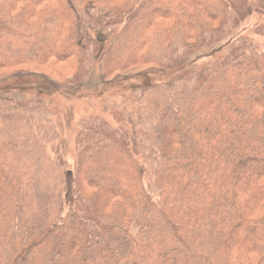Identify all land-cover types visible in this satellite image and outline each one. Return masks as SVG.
<instances>
[{"label":"trees","instance_id":"1","mask_svg":"<svg viewBox=\"0 0 264 264\" xmlns=\"http://www.w3.org/2000/svg\"><path fill=\"white\" fill-rule=\"evenodd\" d=\"M253 17L264 38V0H0V72L12 71L0 113L37 106L1 83L33 68L52 72L41 74L49 96L75 95L95 70L99 85L135 80V104L162 91L122 125L79 124L70 200L37 192L24 153L0 136V264H264Z\"/></svg>","mask_w":264,"mask_h":264},{"label":"rangeland","instance_id":"2","mask_svg":"<svg viewBox=\"0 0 264 264\" xmlns=\"http://www.w3.org/2000/svg\"><path fill=\"white\" fill-rule=\"evenodd\" d=\"M260 21L261 19L253 17L245 22L243 27L246 28L244 33L247 37L260 51H264V38L254 34V27ZM80 38L81 34L78 33V40ZM206 61L208 59H201L197 65ZM31 70L38 71L39 74H36L38 76L25 79H19L18 76L9 77L1 83H12L14 90H17L10 92L13 97L23 99L27 103L38 98L40 103L38 102L37 106L23 103V107L18 110H6L5 115L0 113V136L13 140L24 153L37 192H47L50 196L62 193L64 198L70 200L72 172L76 163L74 141L79 132V124L90 118H100L113 126L122 125V122H126L125 117L130 113L137 110L152 112V102L157 98V94H162V91L150 93L140 104H135L137 102L132 103V99H129L132 94L127 90L128 86L132 88L137 85L135 80L121 85H108V82L99 85L95 81L97 75L95 70L86 81L84 88L78 90L75 95L53 93L49 96L47 92L42 94L40 92L45 91V88L51 90L55 83L41 74L54 77L52 72L45 68ZM57 70H60L63 76L70 74L64 66H58ZM11 72H0V78L5 79ZM168 76L171 77V73L166 72L159 80L167 79ZM10 93L8 95H11ZM4 106L7 105H3V108ZM152 171L150 167L145 180L152 179ZM62 181L64 187L63 183L60 185Z\"/></svg>","mask_w":264,"mask_h":264}]
</instances>
